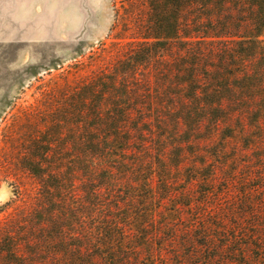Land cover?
Here are the masks:
<instances>
[{
    "label": "trees",
    "instance_id": "16d2710c",
    "mask_svg": "<svg viewBox=\"0 0 264 264\" xmlns=\"http://www.w3.org/2000/svg\"><path fill=\"white\" fill-rule=\"evenodd\" d=\"M122 25L113 58L54 88L53 108L29 113L52 121L27 124L25 156L53 205L51 231L1 227L0 259L137 264L162 232L163 200L197 183L203 243L218 251L207 263L224 253L223 264L248 261L250 251L263 261L264 216L251 206L264 200V0H128ZM236 188L245 216L226 251L213 241L226 224L206 215Z\"/></svg>",
    "mask_w": 264,
    "mask_h": 264
},
{
    "label": "rangeland",
    "instance_id": "374dc122",
    "mask_svg": "<svg viewBox=\"0 0 264 264\" xmlns=\"http://www.w3.org/2000/svg\"><path fill=\"white\" fill-rule=\"evenodd\" d=\"M127 7L128 0H0V228L51 231L45 217L53 205L43 199L41 182L26 168L25 156L32 153L26 143L27 124L35 122L43 128L47 122L48 128L52 121L43 112L38 116L29 113L44 109L47 102L53 108L57 104L50 98L57 92L54 88L62 86L65 79L73 85L78 75L88 74L115 56L112 43L126 36L122 24ZM61 102H66L65 97ZM179 182L175 183L178 192L183 188ZM183 190L185 195L161 203L155 221L162 232L142 248L137 264H208L207 259L217 256L216 248L203 243L201 186L185 184ZM253 198L251 208L264 216V200H258V194ZM241 200L236 188L217 201L212 216L206 215L214 226L226 224L222 225L225 232L217 229L213 233L214 246L225 244L226 251L237 247L230 229L237 218L245 216ZM42 201L47 202V208L39 207ZM262 234L256 243L259 247L264 245V231ZM238 240L237 244L249 239ZM255 252H249L253 259L243 262L237 256L227 264H264V260H255ZM228 255L224 253L209 264H223ZM58 263L50 260L45 264ZM0 264L8 261L0 259Z\"/></svg>",
    "mask_w": 264,
    "mask_h": 264
}]
</instances>
